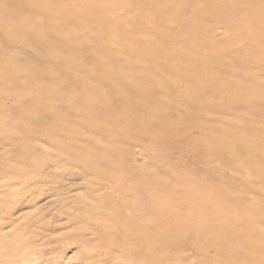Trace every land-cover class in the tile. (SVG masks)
Segmentation results:
<instances>
[{
    "label": "rangeland",
    "instance_id": "374dc122",
    "mask_svg": "<svg viewBox=\"0 0 264 264\" xmlns=\"http://www.w3.org/2000/svg\"><path fill=\"white\" fill-rule=\"evenodd\" d=\"M263 162L264 0H0V264L129 263L114 189L258 264Z\"/></svg>",
    "mask_w": 264,
    "mask_h": 264
},
{
    "label": "bare ground",
    "instance_id": "6f19581e",
    "mask_svg": "<svg viewBox=\"0 0 264 264\" xmlns=\"http://www.w3.org/2000/svg\"><path fill=\"white\" fill-rule=\"evenodd\" d=\"M264 163V162H263ZM113 188H111L112 190ZM113 192L116 197L117 209L125 208L124 217L119 219L123 221L121 227L126 232L119 235L118 242L121 244H127L126 252L127 255L123 258L129 259V263L125 264H168L167 263V242L171 239H176L178 242L182 243L179 248H185L188 244L180 238L186 237V229L182 230L180 225L174 226V221L168 220V215H166V209L164 205H156L151 203L147 197H138L135 194L125 191L123 189H114ZM122 199H127L130 207L120 206ZM2 201V200H1ZM13 222L6 220L5 223L0 225V233L4 230L6 225H10ZM14 224V223H13ZM121 225V224H119ZM179 227V228H177ZM174 237V238H171ZM4 237V234H1ZM9 237V236H8ZM5 236V239L8 238ZM85 243V242H84ZM259 243H254V254L258 258L257 262L260 263V257L264 255L262 246ZM255 249H260L255 251ZM237 251V250H236ZM251 261L255 260L253 253ZM260 256V257H259ZM96 264H104L101 261H97Z\"/></svg>",
    "mask_w": 264,
    "mask_h": 264
}]
</instances>
